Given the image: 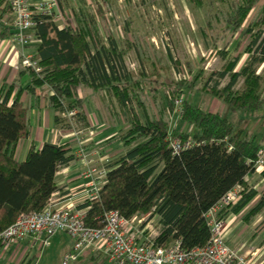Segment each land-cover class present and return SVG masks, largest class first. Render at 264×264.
<instances>
[{"label":"trees","instance_id":"16d2710c","mask_svg":"<svg viewBox=\"0 0 264 264\" xmlns=\"http://www.w3.org/2000/svg\"><path fill=\"white\" fill-rule=\"evenodd\" d=\"M187 1L200 7L205 5V0ZM221 1L226 8L208 12L200 32L209 46L230 60L221 71L211 73L203 81L206 71L201 65L193 62L183 65L171 54L163 53L167 60L164 67L168 68L171 62L187 78L167 87L162 106L156 102L157 94L148 97L149 103L156 107L146 109L143 118L138 113L123 116V123L129 122L130 126L111 142L123 140L127 151L107 164V181L99 197L78 206L87 208L88 226L103 227L105 214L110 210H118L128 218L151 214L157 216L161 230L157 245L169 246L179 239L187 249L205 247L211 239L207 212L235 186L249 188L245 178L255 173L264 139L256 141L239 127L243 118L236 122L225 114L206 111L184 96L180 120L190 125L191 131L173 127L166 112L175 113V100L183 95L184 88L224 98L235 112L264 109L263 76L258 73V67L264 64V4L259 8L262 0ZM3 11L11 13L4 0H0L2 15ZM76 20L75 25L68 21L59 28L53 20L41 17L32 28L30 33L38 41L35 57L41 69L19 70L20 75H29L27 91L35 94L44 85L51 88L54 93L50 105L57 111L56 123L63 128L70 127L65 126L63 113L76 110L78 122L87 116L83 88H104L110 102L115 98L123 113L130 108L133 98H138L144 108L147 103L139 97L141 82H133V74L121 77L119 73L121 68L116 64L122 61L125 50L119 48L113 33L107 30L110 44H104L96 21L78 14ZM1 34L13 35L12 23L4 24ZM236 34L241 38L231 53L229 47ZM128 38L129 49H135L143 62L155 58L153 47L144 37L129 35ZM246 54L248 59L237 69ZM225 79L228 81L221 87ZM15 87L16 84L0 88V232L21 213L43 210L58 190L57 172L75 159L69 143L52 142H45L39 149L31 145L25 159L16 158L20 141L30 138L31 124L30 109L20 96L22 89L10 103ZM169 136L182 141L191 138L194 145L174 153ZM260 175L264 179V169ZM246 208L242 215L247 224L264 213V184L260 189L244 192L235 205L221 210L220 216L226 218L229 213L238 214Z\"/></svg>","mask_w":264,"mask_h":264},{"label":"rangeland","instance_id":"374dc122","mask_svg":"<svg viewBox=\"0 0 264 264\" xmlns=\"http://www.w3.org/2000/svg\"><path fill=\"white\" fill-rule=\"evenodd\" d=\"M263 4L264 0L260 2L259 8ZM3 8L5 7L3 6ZM225 8L226 5L221 0H205L203 7L190 4L187 0H125L124 2L119 0H61L59 11L62 14V19L57 21V24L66 26V23L70 21V23L75 25L77 23L76 14L87 18L89 21L94 20L100 26L104 44H110L107 38L108 30V32L111 31L113 33L119 48L126 50L122 60L126 62V65L128 64V68H130L131 74L134 76L133 82H141L139 97L147 104L146 106L143 105V108L139 105L138 98H133L129 102L130 108L123 113V109L115 98H111V104L108 98H105L104 101L99 99L102 107L107 105V110L104 107L102 110L104 119L120 126V122L122 124L124 121L123 116L125 114L138 113L143 118L146 109H154L156 106L151 105L148 101V97L151 98L153 94H157L156 102L162 106V102H166L167 87L179 81L177 79L179 70L172 66L171 69L164 68L162 73H156L154 66L150 62H146L141 70L138 67L133 70L132 64L135 63L138 66L141 61L136 51L128 47L130 45L129 35L144 37L150 45L153 44L165 54H171L173 58L180 60L183 65L187 62L201 65L206 71V77L203 79V81H206L211 73L221 71L230 58H223L219 51H216L213 46H209L202 37L200 30L205 25L208 12L214 13ZM3 14L0 13V19L5 18V20L10 22L11 15L8 12ZM1 23L4 24L2 21ZM152 54L154 55L155 53L152 52ZM248 57V54L243 57L237 69L244 65ZM165 61L167 62V60ZM161 62L163 65L164 61L162 60ZM170 64L173 65L171 62ZM258 72L263 76L264 96V64L258 67ZM227 81L228 79L223 80L221 87L225 86ZM241 84L242 80L237 85V88L240 89ZM135 89L138 91L136 86ZM93 92V88H83L82 91L83 96L86 98ZM182 93V96L206 111L225 114L236 122L243 118L239 127L244 128L246 133H250V137H255L256 141L264 139V109L257 112H235L229 108L224 98L204 94L197 90L191 92L188 88H184ZM98 96L100 94H97L96 97ZM166 112L173 127L176 126L183 130L191 131V126L181 121L176 111L173 114H170L169 111ZM96 114L98 120H100V116L98 113ZM66 124V127L70 126L66 129L75 132L83 129V124L79 122L71 125L67 121ZM123 124L124 126L119 132L122 130L125 132L130 126L129 122ZM24 144L25 141H22L19 146L20 152L23 150ZM20 156L21 153H18L16 158L20 160ZM102 167L106 168L103 163L97 164V162L89 165L90 169L100 170ZM249 180L250 183L249 185L247 184L249 188L260 189L263 185V178L259 173H255ZM246 212L247 208L238 214L231 212L230 217L233 223L231 225L229 244L240 250L248 259L256 260V264H259L262 261L264 262V213L259 214L253 223L247 224L242 215ZM157 221V219L153 221L155 229ZM60 233L64 235H58V233L49 237L41 235L38 239L27 237L19 242L9 244L7 248L0 252V264H62L64 258V255L62 256L63 247L69 246V240L72 241L74 246L75 241L69 234ZM46 239L48 241L47 244L45 243ZM84 259L86 260L87 257H84ZM71 264L80 263L71 262ZM105 264L111 263L108 261Z\"/></svg>","mask_w":264,"mask_h":264},{"label":"built area","instance_id":"2783aa9c","mask_svg":"<svg viewBox=\"0 0 264 264\" xmlns=\"http://www.w3.org/2000/svg\"><path fill=\"white\" fill-rule=\"evenodd\" d=\"M4 2L13 15L11 23L14 34L11 35V41L22 47L32 42L33 36L30 31L37 25L39 18L46 17L56 23L62 19L59 11L61 0H4ZM23 57L24 67H32L37 71L41 69L34 54L24 53ZM136 65L132 64L133 70L138 67ZM186 78L187 74L179 71L177 79ZM175 111L178 116L183 115V96L176 98ZM76 114V110H71L63 113L62 117L67 119L66 123L68 121L72 125L78 122ZM169 141L174 153L194 145L191 138L182 141L180 138L169 136ZM263 169L264 147L258 151L255 173H260ZM107 172V167L100 170L89 168L91 180L86 200L99 197L100 189L107 181ZM249 189L240 184L235 186L207 212L211 239L205 247L187 249L182 246L179 239L169 246L157 245L156 239L161 230L158 221L156 229L153 227V221L157 216L151 214H136L128 218L118 210H110L105 214L103 227H91L85 222L87 208L58 206L51 198L43 210L21 213L12 225L0 232V252L9 244L27 237L38 239L41 235L49 237L65 232L75 243L73 249L64 255L62 264H71L86 250L102 252L115 264H256V260L248 259L240 250L229 244L233 223L231 213L226 218L220 216L221 210L235 205ZM45 243H48L47 239Z\"/></svg>","mask_w":264,"mask_h":264},{"label":"crops","instance_id":"0c3cea01","mask_svg":"<svg viewBox=\"0 0 264 264\" xmlns=\"http://www.w3.org/2000/svg\"><path fill=\"white\" fill-rule=\"evenodd\" d=\"M10 15V22L5 20V18L0 19V22L2 21L7 25L11 24L13 15L11 13ZM4 24L0 23V88L3 85H8V87H10L13 84H16L11 95L10 103L14 101L19 94V91L22 89L20 95L21 99L25 101L26 106L30 109L31 135L30 138L22 140L25 141V144L21 152L19 151V146L22 141H20L15 156H17L18 153H21L20 160L25 159L31 145H35L36 149H39L45 142L56 144L69 143L75 154V159L69 165L61 167L57 172L56 181L58 184V190L51 198L53 201H56L58 206L71 208L78 207L87 199V190L89 189L91 180V176L89 175L90 163H103L104 166H107L108 163L120 155L125 154L127 151L123 140L115 143L111 142L112 139L118 136L120 133L119 131L124 124L122 125L120 122V126H117L118 124H112L109 120L104 119L102 110L103 107L107 110V105H103L102 107L100 100L104 101L105 98H108V91L104 88H93L94 92L92 94L88 93L89 96L87 98L83 96V89L81 91L82 96L85 98L87 108V116L83 118L82 122H79L80 124H83V129L75 132L58 125L55 120L57 111L50 105V96L54 93L51 88L48 85H44L40 89H37L35 94H32L27 91V87L30 84L29 75L19 74V70L24 67L22 63L24 53H32L36 55L38 41L33 39L26 47L14 44L11 41V35L4 36L1 34ZM59 28H63V26L59 25ZM240 38V34H236L234 37V40L229 47L231 53L235 49ZM151 46L153 47V53H155V58L153 60H145V62H143L136 52L141 61V63L138 64V68L141 70L146 62H150L154 66L156 73H162L164 68L167 67V65L164 67L161 62L163 60V63H165L163 58L164 52L159 51L153 44ZM155 60L157 63H155ZM119 63L120 64L116 65L117 68H121V72H119L121 73V77L132 73L130 68H128V64L126 65V62L122 60L121 62L119 61ZM171 66L174 68V66L169 63L167 69H171ZM97 94H100V96L96 97ZM96 113L100 116V120H98ZM254 174L246 176L245 181L248 185L250 183L249 178H252ZM262 182L264 184V179ZM58 235L64 234L58 233ZM69 242L68 247H63L62 256L73 249L72 241L69 240ZM84 257H87V259L85 260ZM108 261L111 264H115L109 260L108 255L102 252L86 250L82 252L73 263L105 264Z\"/></svg>","mask_w":264,"mask_h":264}]
</instances>
